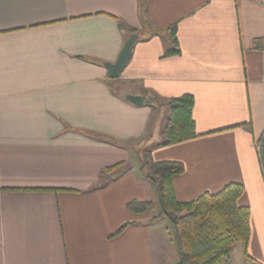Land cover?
<instances>
[{
    "label": "crops",
    "instance_id": "1",
    "mask_svg": "<svg viewBox=\"0 0 264 264\" xmlns=\"http://www.w3.org/2000/svg\"><path fill=\"white\" fill-rule=\"evenodd\" d=\"M174 24L181 53L165 56ZM134 32L115 82L103 63ZM120 85L192 96L198 136L158 146L168 108L134 106ZM263 134L264 0H0V264H156L153 211L127 208L155 199L148 152L184 165L180 202L242 184L247 253L264 264Z\"/></svg>",
    "mask_w": 264,
    "mask_h": 264
},
{
    "label": "trees",
    "instance_id": "2",
    "mask_svg": "<svg viewBox=\"0 0 264 264\" xmlns=\"http://www.w3.org/2000/svg\"><path fill=\"white\" fill-rule=\"evenodd\" d=\"M168 31L172 46L164 55H178L181 50L177 25H172ZM121 90L120 85L116 90L118 96ZM144 97L152 105L160 104L147 94ZM193 105L194 98L190 95L160 104V107L168 108L170 119L164 128V140L158 146L174 145L198 136L192 115ZM260 147H264V134ZM140 171L151 184L155 199L144 202L133 200L127 208L136 215L159 209V217L171 222L175 231L177 264H229L233 249L238 244L244 246L248 264H263L247 253L251 237L250 208L239 203L244 193L242 184L230 183L217 193L206 192L195 200L180 202L176 198L173 178L185 171L181 162H154L148 152L142 157ZM132 224L135 223H126L113 236L121 234Z\"/></svg>",
    "mask_w": 264,
    "mask_h": 264
},
{
    "label": "rangeland",
    "instance_id": "3",
    "mask_svg": "<svg viewBox=\"0 0 264 264\" xmlns=\"http://www.w3.org/2000/svg\"><path fill=\"white\" fill-rule=\"evenodd\" d=\"M145 146V145H144ZM143 146V147H144ZM144 151V148H143ZM159 209L152 212V216L156 217L159 225V233L153 231V244H154V260L156 264H177L178 254L176 247V239L174 234V227L168 219L159 217ZM156 219H153L154 221ZM158 235L163 239H159ZM237 247V248H236ZM240 244L236 245L232 252L231 264H240L241 253ZM239 249V250H238ZM243 255V254H242Z\"/></svg>",
    "mask_w": 264,
    "mask_h": 264
},
{
    "label": "water",
    "instance_id": "4",
    "mask_svg": "<svg viewBox=\"0 0 264 264\" xmlns=\"http://www.w3.org/2000/svg\"><path fill=\"white\" fill-rule=\"evenodd\" d=\"M139 34H132L125 42L117 60L114 63H103V66L108 71V76L112 80H117L120 78L121 74L123 73L124 69L130 62L132 57V53L136 43L140 40ZM120 96L126 102L134 105V106H143L147 102L145 101L144 97L141 95H133L124 89L120 91Z\"/></svg>",
    "mask_w": 264,
    "mask_h": 264
}]
</instances>
